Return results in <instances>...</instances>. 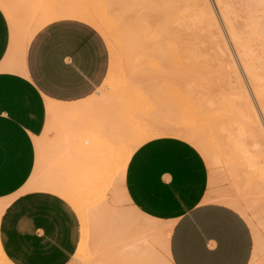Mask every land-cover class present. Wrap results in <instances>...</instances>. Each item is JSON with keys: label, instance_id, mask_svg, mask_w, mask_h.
<instances>
[{"label": "crops", "instance_id": "crops-1", "mask_svg": "<svg viewBox=\"0 0 264 264\" xmlns=\"http://www.w3.org/2000/svg\"><path fill=\"white\" fill-rule=\"evenodd\" d=\"M14 29L0 5V201H10L0 218V243L14 264H70L81 239L77 212L59 195L27 187L41 168L48 101L77 103L93 96L109 72V49L95 27L60 19L33 36L23 69H9L6 63L16 55ZM209 185L202 154L169 136L138 147L124 179L130 204L173 224V264H249L254 241L248 221L234 208L207 200Z\"/></svg>", "mask_w": 264, "mask_h": 264}, {"label": "rangeland", "instance_id": "rangeland-1", "mask_svg": "<svg viewBox=\"0 0 264 264\" xmlns=\"http://www.w3.org/2000/svg\"><path fill=\"white\" fill-rule=\"evenodd\" d=\"M11 1L13 0L9 1L12 4ZM130 1H128V3H132V5H127V9H129L130 13H132L129 14L127 12L124 14L125 16H128L129 14V17L132 18L134 15L138 14V16L136 15L138 21L134 22H139L142 13H146L145 15L150 18V16L147 14L153 12V17H151L153 19L156 17L155 20H157L158 16L156 9L148 13L149 9L144 7L145 5L143 3L146 0H142L143 7L141 6L140 0H137L140 2V5H137L138 7L135 6L138 4L137 1ZM211 1L214 8L216 9L219 19H221L216 2L214 0ZM110 2L108 0H14V4L12 5L15 6V12L9 10L8 6L5 5L4 1L2 0H0V5L3 7L9 17L11 30L12 27L15 28V31L17 28L18 32L20 33V31H22L21 29H26L28 26H30L28 23H36L37 19L41 17L42 13L47 11L46 8H48V6V9L51 10H59L65 6L72 7L81 5V7H91L101 10L103 6L109 4L110 6H106L107 10H109L111 6H115L113 3L111 5ZM116 2L117 1H115V3ZM123 2H125V0H123ZM133 3L135 4V7L133 6ZM117 8L120 9L119 3L117 6H115V9ZM111 9L110 11L112 12ZM131 9H138V12L135 10L137 13H133ZM144 10H147V12H143ZM149 11H151V9ZM38 12L39 15H37ZM116 13L119 14L116 11H114L112 14H109L113 16ZM129 17H124V20L126 19V21L130 22L126 23H129V26L131 24V30L133 29L132 25L134 24L132 21L137 19L135 17L134 19H129ZM148 18H145V21H147ZM149 20L150 19H148V21ZM155 20H153L154 23L150 21L144 22L155 24ZM221 21L222 19L220 20V23L222 24L221 28L223 27V32L226 34L225 39H227V42L229 41V48L231 47L229 52H232V54L230 53L231 55H228V52L226 54L225 46H223L224 41L222 42V38L215 32V27H207L206 29H203L201 25L197 23L196 25L187 28V30L184 29V31H181L182 39H184L182 41V45L184 46L185 55L187 57L189 56L190 62H192V65L188 66L187 69H163L162 71L158 69L157 71V69H152L148 64V67L146 68V65H142L144 63H141L144 62L142 61V58L141 61H137V57L135 56L137 45L134 43V41H132L133 39L131 40L132 43H130L131 41H129V43L126 41V46L122 47L117 43V39H119V37L115 32L111 31L108 34L112 43H109L106 35L102 33V35L105 36L104 38L106 40L110 54L109 70H113L114 66L112 64V54L121 56V62L115 65V70L121 72L124 82H126V84L128 82V86H126L128 88L125 89V92L124 90H121L123 91L124 96L123 93L120 95L121 92L118 91V89H112L116 81H114V79L112 81H108V76H106V79L99 90L92 97H90L91 99L89 98V100H85L86 102L84 101L83 103L82 101L78 104V107H81L79 111L80 118L77 116L79 119H77L76 122L73 121L72 123H68L71 130L68 132L69 137L67 136V129L65 130L64 122L50 124L51 121L48 120L49 117L47 115V124L41 141V153L38 156V158L41 160L42 172L40 171V174L43 177L50 176L52 178L66 181H98L100 185L97 186L98 188L96 193L93 194V196H90V201L91 203L96 202L95 204L100 205H102L103 202L106 203V201L108 203H114V195L116 193L117 186H122L123 188H121L124 192L123 195L125 194L123 196L124 201H119L118 206L121 207L123 209L122 211L124 212H128L129 210L134 211L136 207L130 204V200L128 199V195L124 187L125 173L130 161L129 158L132 157L131 155H133L138 147L145 143L143 138H145L147 142L154 138H158L159 135L161 137H167L169 135V137H179L181 135V138L179 137L180 139L183 140L186 138L187 140L185 139V141L193 145L200 153H202L204 150L202 156L204 157L205 161L208 158L206 163L210 171V185L206 199L209 196H216L224 192L222 195L225 196L228 194V196L226 195L227 198H230L229 195L231 194L234 196V198L231 196V199L233 198L234 200H238L240 203H243L242 206L245 208L246 215L242 216H247L245 219L248 221L251 227L254 241L253 255L249 264H264V175H260L261 169H264V153L261 148L260 151L256 149H259V146H257L255 143H253L252 146V142H254L252 140H255L253 139L254 137L248 128L245 127V123H243V119H240L241 116L238 114V112L233 110V107H237L238 110H244L246 101L243 99L244 97L241 99V96L243 95H240L242 94L239 82L241 69L239 68L240 62L238 60L235 48L230 41V37L228 36L227 28L223 26V21ZM238 30L241 32L240 28H238ZM194 32L195 34H192ZM203 33L205 35L207 34V36H205ZM201 35H203L202 38ZM211 36L212 38H215L212 39ZM247 37H249V35ZM254 37L255 36H253V38ZM216 38L219 40V42L214 40ZM257 39V37L254 38L253 48L256 49L255 53L259 54V49L261 46H259L260 42ZM150 43H152V41H144L145 46L142 44L144 48L147 47V53L155 51V42L153 45ZM217 48L220 49L216 50ZM141 49L145 52V49ZM221 52H224V56ZM225 55H228L230 59H228V56L226 57ZM130 56H135L136 58H129ZM231 56L235 57V61H237L239 66L237 68L239 69L234 70V66L232 65L233 63L229 61L231 59L234 60ZM129 59L133 60L132 63L130 61L132 70H130L128 68L129 66L127 67L126 65L127 60ZM227 61H229V65L227 64ZM134 62H140L142 68H140L141 65H138L136 69L134 66H137L138 63H135L133 66ZM220 63H222V65ZM8 65L14 66V69L19 70L20 67L18 63V57L9 58V61L6 63V66ZM193 67H196L197 69ZM122 69L124 70V73L122 72ZM129 80L132 81L129 82ZM105 82L107 84H105ZM98 92H101L99 94H102L101 98L99 96H95ZM238 115L240 117H238ZM87 122H89L91 125H85ZM82 125H84L85 128ZM158 125H161L160 130L157 128ZM72 129L74 133L72 132ZM133 129L134 131H132ZM241 130L246 131L244 132V137L242 136V139L244 140L237 137L239 134L240 136L242 135ZM130 131L134 132V137L138 134L139 137H135L134 139L136 140H133V135ZM196 134L199 136L198 138L202 140H197L198 142L204 141L207 143H192L191 141ZM231 134L236 136L238 139H235L236 137L231 138ZM79 135L81 136L78 138ZM217 137L219 139L222 138L226 143L224 144V142H219ZM228 138H230L232 142L227 140ZM188 139L190 140L188 141ZM234 139L237 142L239 141L237 143L238 145H234ZM236 141L234 142L236 143ZM239 143H244V145L242 144V147L244 148L246 145L245 148H250V151L257 150V152H248L247 154H250L249 156L254 157L257 164V169L248 171L249 169L244 164L243 154H233V152H229L235 148H238L237 146H239ZM204 144L207 145L208 148L210 147L212 149H206L207 154L205 152V148H207V146L204 148ZM202 146L204 149H201ZM224 147H226V149L228 148V152L226 150L224 151ZM123 150H129L132 152L128 154L129 151L127 152ZM208 150H211L212 152L210 153ZM69 151H73L70 159L67 156ZM258 152H261L262 154H259ZM209 154L212 156V159L215 158V161L217 160L214 156L217 155V158L220 159V162L218 159L219 164L218 162H213L212 160L211 162V158L208 156ZM221 155L224 158L226 157L227 160H224ZM232 155H235V157ZM125 163L126 166H124ZM237 167L240 168L238 169ZM116 171H119V173ZM249 177L252 179L250 180ZM237 187H239L238 190ZM103 191L105 192L104 196H102L104 193ZM126 218L129 219L130 217L128 218L127 216ZM162 224L164 225L162 226ZM170 224L172 223L160 221L159 227H161L159 230H161H158L159 232L157 233L156 242L154 243L157 246L155 247L154 245L161 262H165L169 259V257L166 256L168 255V252L165 249H167L166 241H168V237H170L171 234L168 229ZM114 252L118 253L119 251L113 250V247L106 243H103L102 245L100 244V246H98V244L95 245L93 243H89V246H87V249L84 252L85 256L83 258L74 257L70 264H133L125 262L124 260L116 261L115 257L118 258V256H116V253L114 254ZM256 253L258 255H255ZM0 264H2L1 261Z\"/></svg>", "mask_w": 264, "mask_h": 264}, {"label": "bare ground", "instance_id": "bare-ground-1", "mask_svg": "<svg viewBox=\"0 0 264 264\" xmlns=\"http://www.w3.org/2000/svg\"><path fill=\"white\" fill-rule=\"evenodd\" d=\"M2 1H4L5 5L8 6L9 10H12L15 12V8H14L15 6L12 5V4H14L13 3L14 0L11 1L12 4L9 2L10 0L9 1L8 0H2ZM108 1L110 2V0H108ZM115 1H117L119 3L120 9H118V8L115 9V6H117V4H118L117 2H116L117 3L116 4ZM115 1L111 0V2H110L111 5H112V3L115 4V6L114 5H113V7L111 6L112 9L110 8L112 10V12L110 11V9L107 10V8H106V6L108 7L109 4L106 6H103L101 10H98L96 8H91V7H81L82 5L81 6H72V7H66L65 6L59 10H55V9L51 10V9H48L49 8V6H48V8H46L47 11L42 13L41 17L39 19H37L36 23H33V24L28 23V25L30 24V26H28L26 29H24V28L21 29L22 31L24 30L23 32L19 30L20 31V33H19L17 28H16V32H17L16 55L15 54L14 55H15V57H18V63H19L20 70L23 69L22 64H21V60H22L23 55L27 49V46H28L29 42L31 41V39L33 38V36L45 25H47L51 22L60 20V19H76V20L86 22V23L90 24L91 26L95 27L101 33L105 34L109 43H112V42H111V39L109 38L108 34H109V32L113 31L119 37V39H117V43L119 45H121L122 47L126 46V41H128V43H129V41H131L133 39L132 41H134V43H136V45H137V47H136L137 49L135 51L136 52L135 56L137 57V61H141V58H142V61H144V62H141V63H144L142 65H146V68L148 67L147 66V64H148L152 69H157V71H158V69H160V71H162L163 69H165V70H167V69H187L188 66L192 65L191 64L192 62H190V57L189 56L187 57L185 55L184 46L182 45V43H183L182 41L184 39H182L181 31H184V29L187 30V28H190L193 25H196L197 23L200 24L203 29H206L207 27H209V28L215 27V29H216L215 32L217 34H219V36L223 39V40L221 39V41L222 42L224 41L223 46H225L226 54H227V52H228V55L230 53L232 54V52H229L230 51L229 49H231V47L229 48V44H228L229 41L227 42V39H225L226 34H224V32H223V27L221 28L222 24L220 23V20L222 19L223 22L222 21L221 22L224 24L223 26H225L227 28L228 36L230 37V41H231L233 47L235 48L238 60L240 62V67H239L237 61H235L236 60L235 57L231 56L234 60H232V59L229 60L231 63H233L232 65L234 66V70L241 68L240 69L239 82H240V86H241L240 88L242 90V94H240V95H243V96H241V99L244 97L243 99H245V101H246L244 110H238L237 107H233V110L238 112V114L241 116L240 119H243V121H244V122L243 121H241V122L245 123V127L248 128V130L251 132L252 136L254 137L253 139H255V140H252V141H254V142H252V146H253V143H255L257 146H259V149L258 148H256V149L258 151H260V148H261L263 153H264V0H214L216 2L217 9H218V12H219L221 19H219L217 12H216V9L214 8L211 0H149V1L146 0L147 3H146V1L143 0L144 1L143 4L145 5L144 7H146L149 10L151 9V11L148 10V13H150V12H152V10L156 9V11H157L156 13H157L158 18H157V20H155L156 17L154 19L152 18L153 12L150 13L151 15L147 14L150 16V18H148V16L145 15L146 13L145 14L142 13V16L140 15L141 19L139 18L140 19L139 22H134V21H138V18H136V15L138 16V14H136V15L133 14L134 16L131 15V16H133L132 18L134 19V17H135L137 20L132 21V23L134 22V24L132 25L133 29H131V30H130L131 24H130V26L128 25L130 22L126 21V19L124 20V17L127 18V17H129V14L132 13V12L130 13V10L127 9V5L131 6L132 3H128V1H130V0H127V2H126V0H125V2H123V0H115ZM135 1H137V0H135ZM140 1H141V6L143 7L142 0H140ZM130 2H133V1H130ZM125 3H126V5H125ZM135 4H136V2H135ZM135 4L133 3V6ZM39 5H40V3H39ZM137 5H140V2H138V4H136L135 6H137ZM129 8H131V7H129ZM135 10H137V12H138V9H131V11H133V13H137V12H135ZM114 11L118 12L119 14L116 13L115 15L111 16V14ZM120 11H121V13H120ZM127 12L129 14H128V16H125L124 14H126ZM143 12H147V10H144ZM109 13H111V14H109ZM154 13H155V11H154ZM37 15H39V12ZM143 15H145V16H143ZM132 18L129 17V19H132ZM142 18H144V19H142ZM145 18L150 19L149 20L150 22H153V20H155V24H153L154 22L153 23H145V22H149L148 19H147V21H145L146 20ZM126 22H129V23H126ZM151 25H153V26H151ZM238 28H240L241 32H239ZM188 31H190V30H188ZM192 34H195V32ZM248 35H249V37H247ZM202 36L203 35H201V38H202ZM205 36H207V34ZM253 36L257 37L258 38L257 40H259V42H260L259 46H261V47L259 49V51H260L259 54L255 53L256 49L253 48V46H254L253 41L255 38V37L253 38ZM211 38H212V36H211ZM213 38H215V37H213ZM205 39H209V38H205ZM214 40L219 42V40H217V38ZM132 41L130 43H132ZM144 41L145 42L152 41V43H150L152 45L155 42V44H156L155 51L154 52L151 51V52L147 53V51H146L147 47L144 48L142 46V44L144 45ZM127 46H128V44H127ZM141 48L145 49L146 53ZM219 49L220 48H217L216 50H219ZM223 49H224V47H223ZM148 50H149V48H148ZM112 55H113L112 64L114 66H113V70L110 69L111 70V71L109 70L110 73L108 72V74H109V75H107L108 81H112L114 79V81H116V82L114 83L113 87L112 86L111 87H112V89L114 88V90L118 89V91L121 92L120 95H122L123 91H121V90H124V92H125V89L128 88V87H126V86H128L127 85L128 82L126 84V82H124V80L122 79L123 76H122L121 72H119L118 70H115V68H116L115 65L121 62L122 57L116 56L115 54H112ZM135 56H130L129 58L134 57L132 59H135L136 58ZM223 56H224V54H223ZM228 59H230L229 56H228ZM130 61H131V63L133 62V60L129 59V60H127L126 65H127V67L129 66L128 68L130 70H132V67L130 66ZM229 61H227L228 65H229ZM225 62H226V59H225ZM135 63H138L137 66H134ZM141 63L140 62H134L133 66L136 67V69H137L138 65L140 66ZM220 64L222 65V63H220ZM142 65L140 66V68H142ZM237 67H239V68H237ZM8 68L14 69V66L9 65ZM140 68H138V69H140ZM193 68H196V67H193ZM117 69H120V68H117ZM133 69H135V68H133ZM122 72L124 73V70ZM237 74H238V72H237ZM133 78H131V79H133ZM136 78H137V76H136ZM130 81H132V80H129V82ZM105 84H107V83L105 82ZM100 93L98 92L95 96H99L101 98L102 94L99 95ZM112 93L115 94L114 92H112ZM123 96H124V93H123ZM138 96H140V95H138ZM89 98H88V100H89ZM102 101H104V100H102ZM79 103H81V101H79L77 103L76 102L75 103H68V102L67 103H60L58 101L55 102V101L49 100L47 113H48V117H49L48 120L51 121L50 124L51 123L54 124V123H58V122H61V123L64 122V127H65V130L67 129L66 130L67 136L69 137L68 132L70 130V127H69L68 123H72L73 121L76 122L77 119L80 118L79 117L80 116L79 111H80L81 107L80 108L78 107ZM83 103H84V101H83ZM239 115H238V117H240ZM77 116L79 118H77ZM89 124L90 123L87 122V124H85V125H89ZM82 126L84 127V125H82ZM160 126L158 125V127H157V128H159V130H160ZM78 129H80V128H78ZM134 129L132 131H134ZM245 130H247V129H245ZM72 132L74 133L73 129H72ZM241 132H242V135L240 136V134H239L237 136L239 139H242L244 137L243 135H244V132H246V131L241 130ZM131 133L133 135V140H136V139H134L135 137L136 138L139 137V134L134 137V134H133L134 132H131ZM139 133H140V131H139ZM191 135H192V133H191ZM249 135H248V137H249ZM80 136L81 135H79L78 138ZM164 136H166V135H164ZM194 136L195 137L191 141L192 143L202 144L204 142V141L201 142L202 140L200 138H198L199 136L197 134ZM159 137H161V136L159 135L158 138ZM179 137L181 138V135ZM185 137H187V136H185ZM232 137L235 138L236 136H233V134H231V138ZM237 137L235 139H238ZM185 139H183V141H185ZM194 139L196 142L194 141ZM235 139H234V141H236ZM143 140L146 143L145 138H143ZM189 140L190 139H188V141ZM197 140L198 141L201 140V141L198 142ZM227 140L232 142V140L230 138H228ZM242 140H244V139H242ZM234 141H233L234 145H238L237 143L239 141L238 142L236 141V143ZM219 142L223 143L224 140L221 138V139H219ZM204 143H207V142H204ZM225 143L226 142H224V144ZM75 144H77V143H75ZM210 144H212V143H210ZM242 144L244 145V143H239V146H237L238 148H235L233 150L231 149L232 151H229V152H233V154L234 153L235 154L236 153H242L243 159H244V164L249 169L248 171L257 169V164L255 162L254 157L249 156L250 154L247 155L248 152L254 153V152H257V150L250 151L249 147H248L249 149H247V147L245 148L246 145L244 146V148H245L244 149L242 147ZM203 146H202V148L201 147L200 148L204 149L207 145H205L204 148H203ZM226 146H228V145H226ZM206 149H211V148L210 147L208 148V146H207V148H205V150ZM215 149H213V150H215ZM112 150H114V149H112ZM211 150L210 151L208 150V151L211 153L212 152ZM225 150L227 151L228 148L226 149V147H224V151ZM252 150H254V149H252ZM123 151L128 152L129 150H123ZM203 151H202V153H203ZM220 151H222V150H220ZM72 152L69 151L67 154L69 159H70ZM130 152H132V151H129L128 154ZM205 152L207 154V150ZM216 154L218 155L217 152H216ZM225 154H226V152H225ZM213 155H215V154H213ZM217 155L214 156V157H216V160H217V161H215V158L213 157L214 159H212V156H210V154H209L208 156H210V158H211L210 161L212 160L213 162L214 161L218 162L219 158H217ZM224 156H226V155H224ZM227 157H228V153H227ZM233 157H235V155ZM129 159H131V157ZM225 159L227 160L226 157L224 158V160ZM207 160H208V158H207ZM229 161H231V160H229ZM237 161H239V160H237ZM219 162H220V159H219ZM219 162H218V164H219ZM126 163H128V162H126ZM126 163L124 166H126ZM208 164H209V162H208ZM218 164H215V165H218ZM40 171H41V168L37 167V169L35 170L34 176L32 177L27 189H41V190L53 192V193L59 195L60 197H62L63 199H65L75 209V211L77 212L79 219L81 221V239H80V243H79L77 253L75 255L76 258H78V257L83 258L85 256L84 252L87 249V246H89V243H93L95 245L98 244V246H100V244L102 245L103 243H106L109 246L113 247V250L119 251L118 253L114 252V254L116 253V256H118V258L115 257L116 261L124 260L125 262L133 263V264H173V262L171 260V254H170V237H168V241H166L167 242L166 243L167 249H165V250L168 252V253L166 252L168 254L166 256L169 257V259L167 261L161 262V260L158 257V253L155 250L156 249L155 247H157V246L154 243L156 242L157 233L161 230V229L159 230V228L161 227V226L159 227L160 221L143 214L137 208H135L134 211L129 210L128 212H124V211H122L123 209L118 206L119 201H121V200L124 201L123 196L125 194L123 195L124 192L122 190V188H123L122 186H121L122 188L120 186H117L116 193L114 195V197H115L114 203H108L106 201V203L103 202L102 205H100V204H95L96 202L91 203V201H90V196H93V194L96 193L97 188H98L97 186L100 185V183L98 181H88V182L76 181L75 182V181L59 180L56 178H52L50 176L49 177L48 176L43 177L40 174ZM116 172L119 173V171H116ZM260 175H264V169H261ZM249 178H250V180L252 179L251 177H249ZM263 178H264V176H263ZM235 184H237V183H235ZM79 186H81L82 189ZM238 188L239 187H237V190H238ZM222 194H224V192ZM222 194L220 193L216 196H214V195L209 196L207 198V200H209V201L214 200V201L226 204V205L234 208L235 210H237L241 215H246L245 208H244V206H242L243 203H240L238 200H234L233 199L234 196H232L231 194L229 195L230 198L226 197V195L228 196V194H226L225 196ZM104 195H105V192L103 193L102 196H104ZM231 196L233 197L232 199H231ZM128 199H129V197H128ZM8 203H10V201H8V200L0 201V218H1L2 212H4V209L8 206L7 205ZM127 216H128V218L129 217L130 218L127 219L126 218ZM245 217H247V216H245ZM163 225L164 224H162V226ZM172 226H173V224H170L168 226L170 233H171ZM162 244H164V243H162ZM154 245H155V247H154ZM255 255H258V254L256 253ZM0 261L2 264H14L5 255L3 248L1 246V243H0ZM96 264H98V263H96Z\"/></svg>", "mask_w": 264, "mask_h": 264}]
</instances>
